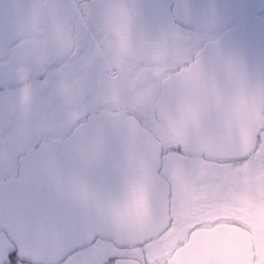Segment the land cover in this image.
<instances>
[{
    "label": "flooded vegetation",
    "instance_id": "obj_1",
    "mask_svg": "<svg viewBox=\"0 0 264 264\" xmlns=\"http://www.w3.org/2000/svg\"><path fill=\"white\" fill-rule=\"evenodd\" d=\"M216 2L218 31L209 17L193 15L196 0H26L43 14L29 17L26 35L0 58V188L18 176L29 151L65 141L92 117L119 113L156 138L159 175L170 189L169 220L155 239L122 246L96 238L48 264H166L192 235L219 227L240 236L236 264L241 248L249 252L245 264H264V130L247 156L215 162L183 154L155 115L164 82L205 46L233 29L249 42L253 26L264 25V0ZM208 5L200 0L201 13ZM214 72L205 75H221ZM203 81L200 106L232 97L230 86L224 92ZM30 252L0 217V264H41L27 259Z\"/></svg>",
    "mask_w": 264,
    "mask_h": 264
},
{
    "label": "water",
    "instance_id": "obj_2",
    "mask_svg": "<svg viewBox=\"0 0 264 264\" xmlns=\"http://www.w3.org/2000/svg\"><path fill=\"white\" fill-rule=\"evenodd\" d=\"M33 5L36 9L28 8L26 0H0V58L26 35L29 17L34 22L43 14ZM208 6L203 14L196 0L193 15L209 17L211 31H218L216 0ZM183 18L189 22V15ZM256 25L253 40L240 38L236 32L241 29H233L162 85L155 115L183 154L227 162L255 148L264 130V25ZM212 72L221 75H205ZM203 79L215 80L219 90L230 86L232 97L224 91L221 103L200 106L197 93L209 85ZM160 154L156 138L130 116L92 117L65 141L28 152L18 176L1 185L0 217L33 251L27 259L41 264L59 262L96 238L122 246L144 244L161 234L169 220L170 189L159 175ZM236 240L240 236L232 229L198 231L167 264H225L232 253L236 264ZM240 250L238 258L245 264L249 252Z\"/></svg>",
    "mask_w": 264,
    "mask_h": 264
}]
</instances>
